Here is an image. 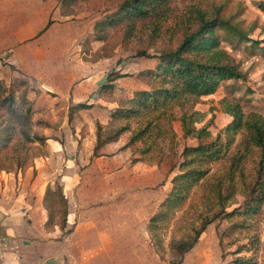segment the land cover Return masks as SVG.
I'll return each mask as SVG.
<instances>
[{"label":"rangeland","instance_id":"374dc122","mask_svg":"<svg viewBox=\"0 0 264 264\" xmlns=\"http://www.w3.org/2000/svg\"><path fill=\"white\" fill-rule=\"evenodd\" d=\"M123 1L0 0V81L13 89L21 111L31 109V133L49 138L44 144L26 142L22 126L15 125L13 141L0 152V206L11 208L12 200L18 199L22 222L29 225L44 218L40 221L45 225V193L61 187L69 201L70 233L57 227L55 240L64 264H168L170 244L186 240L200 216L211 211L214 186L230 164L227 154L203 165L209 171L206 178L189 192L182 208L168 214L153 237L149 220L172 190L185 147L196 144L183 137L181 117L197 113L195 128L210 124L211 133L223 138L230 121L223 112L225 100L240 104L246 115L264 117V0H169V12L161 21L124 24L106 30L107 38L98 41L96 23ZM194 9L221 11L241 33L259 42L254 45L218 31L222 49L246 80L225 81L214 95L193 106L177 105L165 117H154L145 139L152 149L133 163L128 140L152 117L112 121V111L132 93L149 89L150 81L142 73L176 45L179 29L193 20ZM140 51L152 57H139ZM112 72L125 77L116 82L114 93L101 96L99 88ZM80 104L92 108L71 118V108ZM11 117V110L0 108L1 124ZM98 123L106 129L129 130L95 152ZM161 124L166 128L157 134ZM241 191L225 201L226 212L244 205L247 196ZM238 258L264 264V203L254 214L208 226L180 264H234Z\"/></svg>","mask_w":264,"mask_h":264},{"label":"trees","instance_id":"16d2710c","mask_svg":"<svg viewBox=\"0 0 264 264\" xmlns=\"http://www.w3.org/2000/svg\"><path fill=\"white\" fill-rule=\"evenodd\" d=\"M65 1L71 4L78 0ZM169 9V0H124L115 12L96 23V39L104 41L107 38L106 30L124 24L131 25L149 19L161 21ZM190 12L193 20L181 25L176 45L157 56L158 62L153 69L142 73L146 81H150L149 89L132 93V98L121 101L112 111V121L152 117L128 140L127 146L132 147L133 151V163L145 159L152 149V146L146 144L148 139H145L153 126L154 117H165V114L177 105L193 106L197 100L214 95L225 81L246 80L239 66L222 49L218 31L239 36L243 41L252 40L254 45L259 42L252 39L250 33H241L232 20L220 15L219 10L204 12L194 9ZM137 55L152 57L147 51H140ZM124 77L120 72H112L99 88V94L102 96L114 93L117 89L116 82ZM0 108L11 110L12 116L10 122L0 123V152L13 141L16 124L22 126L20 133L26 142L44 144L48 141L46 136L31 133L32 128L28 120L31 109L21 111L15 104L13 89L4 87L1 81ZM91 108V105L84 104L73 106L70 117ZM242 110L240 104L224 101L223 112L230 117L224 130L225 138L221 134L214 136L210 131V124L200 129L195 128V113L190 116L186 113L181 117L183 137L195 141L196 144L185 147L184 162L180 164L179 173L172 180V190L149 220L148 231L153 237L158 227L166 224L168 214L174 209L182 208L189 192L206 178L209 171L204 170L203 165L222 160L227 154L230 164L220 182L214 186V206L211 211L200 216L199 223L192 228V233L186 240L170 244L171 259L168 264H180L183 257L197 245L208 226L217 220L254 214L264 203V117L256 113L246 115ZM163 127L165 126L162 124L159 128L156 127V133L162 132ZM128 130L129 126L112 130L98 123L95 152L108 143L120 140ZM239 136L241 138L238 139ZM138 143L144 145L139 148ZM233 146L235 149L232 151ZM240 190L242 195L247 196L246 202L242 207L226 212L225 201L230 200L234 197L233 193ZM44 205L48 211L46 227L50 230L59 227L65 234L69 201L62 188H49L44 196ZM233 263L254 264L250 258H238Z\"/></svg>","mask_w":264,"mask_h":264},{"label":"crops","instance_id":"0c3cea01","mask_svg":"<svg viewBox=\"0 0 264 264\" xmlns=\"http://www.w3.org/2000/svg\"><path fill=\"white\" fill-rule=\"evenodd\" d=\"M12 204L11 208L0 206V264L66 263L59 259L56 251L59 249L55 240L57 227L50 230L46 224L42 225L44 218L26 225L21 220V201L15 199Z\"/></svg>","mask_w":264,"mask_h":264}]
</instances>
